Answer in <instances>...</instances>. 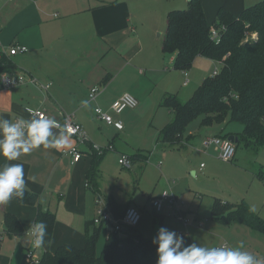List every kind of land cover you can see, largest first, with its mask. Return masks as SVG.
Returning a JSON list of instances; mask_svg holds the SVG:
<instances>
[{
	"label": "crops",
	"instance_id": "1",
	"mask_svg": "<svg viewBox=\"0 0 264 264\" xmlns=\"http://www.w3.org/2000/svg\"><path fill=\"white\" fill-rule=\"evenodd\" d=\"M201 1L205 15L212 24L221 7L237 15L260 0ZM153 3V28L144 32L140 25H134L132 22L133 14L126 0H0V42L5 50H0V58L4 55L13 64V68L8 71L22 73L37 80L36 83L27 82L13 88H3L0 84V139L4 138L3 121L14 124L16 118H21L30 123L31 117L26 108L34 107L43 109L57 119H62L66 113L73 114L75 120L85 128L90 140L89 145L81 146L83 158L74 163L73 158L65 153V149L76 146L77 140L69 136V145L57 150L54 145L65 130L50 125V135L46 139L52 146L46 149L40 147L31 153L21 152L19 157L11 161L0 155V171L5 166L21 164L24 172V186L21 189L36 191L41 204L55 213L57 220L52 250L66 243L82 247L86 233L95 231L97 225H94V220L100 207L106 206L118 218L132 205L119 202L114 194L109 197L102 188L100 171L109 158L105 153L112 150L109 153L114 157L118 151L119 159L122 155L130 157L136 154L138 157L133 159V163L138 159L149 161L151 156L141 151L129 154L117 143L116 136L121 135V132L107 128L110 124L95 116L93 104L103 103L109 108L114 100L124 92H129L140 99L135 108L137 110L156 82L155 76H162L160 71L164 63L165 71H169L174 65V54L167 56L162 48L166 29L164 33L159 34L162 36L161 48L157 43L160 52L151 48L155 44L157 26L161 24L163 17L166 18L171 9L187 7L188 0H153ZM157 14L160 15L158 18ZM14 45L25 46L28 50L26 53L12 56L9 50ZM195 60L207 67L208 71L213 70V64L216 62L203 55H199ZM176 71L185 78L184 85H188L190 78L187 73L184 76L181 70ZM109 74L111 78L108 83H103L104 77ZM94 86H99L100 91L97 98L90 101L89 93ZM106 92L108 99L104 102L101 95ZM121 117L122 113L114 116L116 120L122 121ZM227 124L228 122L212 125L213 135L238 133L239 130L236 129L227 130ZM114 127L119 131L124 129ZM22 139L27 140V135ZM94 143L100 146L105 144L106 147L102 146L103 148L110 145L113 148L107 149L99 156L101 158L97 161V173L90 181L87 172L96 153L90 149V145ZM164 146L171 149L175 148L176 144ZM21 189L13 190L7 204L0 203L1 241L4 240L3 234L8 233L5 224L7 212L19 219L24 233H29L34 226L37 207L20 203L17 191ZM141 223L142 220L136 228L147 236L152 235L143 230ZM181 223L183 229L180 231H184L186 235V240L181 244L184 246L185 242H189L191 221L187 226ZM222 223L228 225L223 227L231 226L245 235L249 234L245 228L252 229L238 224L237 221ZM109 234L110 229L102 225L97 242L99 252L103 250ZM22 237L17 239L20 241ZM235 247L241 252H250L254 257L264 259L263 253L255 245ZM24 255L19 264L22 263Z\"/></svg>",
	"mask_w": 264,
	"mask_h": 264
},
{
	"label": "rangeland",
	"instance_id": "2",
	"mask_svg": "<svg viewBox=\"0 0 264 264\" xmlns=\"http://www.w3.org/2000/svg\"><path fill=\"white\" fill-rule=\"evenodd\" d=\"M126 1L134 16H132L134 25H140L144 32L151 30L155 20L153 0ZM159 16L157 14V18ZM157 27L154 35L155 44L151 49L160 52L162 36L159 34L164 33L166 29V18L163 17ZM157 43L160 48H157ZM165 65L164 63L161 67L162 76L159 74L155 76L156 82L148 97L142 99L139 109H124L121 117L124 129L119 131L114 126L106 125L107 128L121 132V135L116 136L117 143L129 154L141 151L151 156L149 161L138 159L132 167L124 168L119 163V152L117 151L113 157V154L109 153L112 150H107L105 155L109 158L100 171L102 188L109 197L114 194L124 205L130 203L137 207L143 217L141 227L154 237L161 226L169 231L175 230L178 236L183 229L182 221L173 209L165 207L160 213L163 215L161 216L155 213L153 206L152 200L163 191L173 192L181 205L179 210L191 221L189 242L181 246V252L192 243L206 249L224 246L226 243L227 247L233 249L236 245L243 248L255 245L264 255L263 232L245 228L249 231V234L245 235L234 227V229L231 226L223 227L228 225L213 218L214 207L218 201L230 205L244 201L248 206L254 205L255 212L264 218V146L254 150L246 148L241 143L237 146L235 159L225 161L219 157L215 146L210 147L209 151L203 149L204 138L214 136V128L203 124L202 115L189 121L183 131L182 140L187 143L186 149L179 150L177 147L168 149L160 140L162 129L173 119L169 109L160 106L162 97L170 92L176 94L182 101L188 100L207 76H211L216 68L222 67L221 62L216 61L213 70L208 71L207 67L195 60L187 72H181L184 76L186 73L189 76L188 85H184L185 78L179 75L174 65L169 71H165ZM101 96L104 102L108 99L107 92ZM138 102L140 103V99ZM96 106L116 115L114 111L109 110L110 107L103 103H95L93 113L97 118L94 111ZM227 122L225 126L228 127L227 130L236 129L239 130L238 133L243 132L242 123L234 120ZM102 146L106 147L105 144ZM160 161L162 163L159 165ZM3 235L4 240L0 239V264H19L27 250L34 247L31 244L34 236L30 237L28 232L23 234L20 241L8 233ZM44 252L41 247L36 249L35 254L42 258Z\"/></svg>",
	"mask_w": 264,
	"mask_h": 264
},
{
	"label": "trees",
	"instance_id": "3",
	"mask_svg": "<svg viewBox=\"0 0 264 264\" xmlns=\"http://www.w3.org/2000/svg\"><path fill=\"white\" fill-rule=\"evenodd\" d=\"M188 2L187 7L171 9L167 13L162 44L164 54H174V66L181 71L190 69L199 55L221 62L222 67L215 76L206 77L188 100L182 101L172 93L162 98L160 105L171 110L173 119L162 129L160 140L169 146L176 144L179 150L185 149L187 143L182 140L183 131L189 121L202 115L206 126L233 120L242 123V133L232 132L223 137L234 134L240 139L236 146L243 143L246 148L259 150L264 146V0L244 8L237 15L221 7L212 24L201 0ZM214 25L225 26L218 42L211 37L210 29ZM10 68L13 64L2 55L0 70ZM110 78V74L104 77L103 83H108ZM99 156L95 153L87 172L90 181L97 173ZM135 157L138 155L130 156L132 161ZM20 192V203L37 207L34 226L37 223L45 225L42 245L45 252L39 264H155L156 245L136 227L112 230L99 252L97 242L102 224L94 222L97 225L95 231L86 233L82 247L66 243L52 250L55 213L41 204L36 191L21 189ZM213 215L217 221H237L264 233V219L250 211L244 201L233 205L218 201ZM5 224L10 235L23 236L24 230L14 214H5ZM21 264H28L26 253Z\"/></svg>",
	"mask_w": 264,
	"mask_h": 264
},
{
	"label": "clouds",
	"instance_id": "4",
	"mask_svg": "<svg viewBox=\"0 0 264 264\" xmlns=\"http://www.w3.org/2000/svg\"><path fill=\"white\" fill-rule=\"evenodd\" d=\"M31 117V122L27 124L25 130V121L15 124H9L3 121L2 131L4 138L0 139V155L7 160H15L21 152L31 153L34 149L40 147L48 148L50 142L46 139L49 135V126L57 124L52 118L42 116L32 109H26ZM64 134L54 145L57 150L69 145V136L72 132L66 125ZM27 135L28 139H22ZM24 172L21 164L5 166L0 171V203L7 204L10 194L13 190H20L24 186ZM35 177H33V180ZM17 195H22L17 191ZM250 211L255 212V206H250ZM45 225L43 223L35 224L34 228L29 230L28 235L35 236L31 241L32 246L41 248L44 244ZM174 236L176 239L174 240ZM186 240V235H177L176 231H169L161 226L157 229V235L152 238V244L156 245L155 264H264V259L254 257L250 252H241L238 249L221 247H197L196 243L189 244L182 252L177 249ZM49 243H51L49 241ZM243 243V242H242Z\"/></svg>",
	"mask_w": 264,
	"mask_h": 264
},
{
	"label": "built area",
	"instance_id": "5",
	"mask_svg": "<svg viewBox=\"0 0 264 264\" xmlns=\"http://www.w3.org/2000/svg\"><path fill=\"white\" fill-rule=\"evenodd\" d=\"M224 29L225 26H221L220 28L216 27L215 25L212 26L210 29L212 39L218 42L221 38L223 32L222 30ZM253 36H255V34ZM0 50L1 51L4 50L1 42H0ZM27 50L28 49L25 46L14 45L10 47L9 54L12 56L17 54H23L26 53ZM218 72H219V68H216L211 76H215V74H217ZM36 81L37 80L35 78L33 77L29 78L28 76L22 73L0 70V84L3 88H13L18 85L25 84L27 82L36 83ZM187 82L188 80H186V83ZM99 91H100L99 86H94L91 89L89 93L90 101H93L97 98V94ZM138 104H139L138 99L134 95H132L129 92H124V94H122L121 97H119L118 99L114 100L111 103L110 108L116 114H121L124 112V109L127 108L135 109L138 106ZM26 109H32L38 112L39 114H41L42 116H46L48 118L54 119L55 121H57L59 128L61 129L65 130V128L63 127L65 125L68 128H70L72 130L70 136H73L77 140L78 144L76 146H72L68 149H65V153L73 158L74 163L79 162V160L83 158L84 154L81 149V146L89 145L90 140L88 138L85 128L81 125L80 122H77L75 120V116L73 114L66 113L63 115L62 119H57V118H53L49 113H46L41 108L32 107ZM95 111L98 118L104 121L106 124L116 126L119 129L124 128L122 121L116 120L110 112L103 111L99 106L95 108ZM20 121H25V130H26L27 124L29 122L21 118H16L14 124ZM52 125L58 127L57 124H52ZM212 146L216 147L218 151L217 154H219V157L225 161H232V159H234L236 156V150H237L236 143L234 141H231L228 137H223L222 135L205 137L203 141V149L208 150ZM111 148H113L111 145L108 148H103L102 146L95 143L90 145L91 151L96 152L99 155L104 154L107 149H111ZM119 163L124 168L125 167L130 168L133 165L132 159L127 155H122V157L119 159ZM161 163L162 161H160L159 165ZM152 201L156 212H162L165 209V207H170L171 209H173V211L176 212L177 216L185 224V226L190 224V219L184 216V214L179 210L180 203L173 192L171 193L168 190H165L159 196L154 198ZM95 218H96L94 221L95 224L106 225V227L110 229V232L112 230L121 231L122 229L127 227H137L142 220L140 210L133 205L128 206L124 214L120 218L115 217L114 214L110 212L106 206H102L97 210V215ZM34 227L35 226H33V228ZM179 235H185V232L180 231ZM0 239H2V236H0ZM224 246L227 247V245ZM181 248L182 247L178 248L177 251L179 252ZM36 249L37 248L33 247L27 250L26 260L28 264L40 263L41 258L35 254Z\"/></svg>",
	"mask_w": 264,
	"mask_h": 264
},
{
	"label": "water",
	"instance_id": "6",
	"mask_svg": "<svg viewBox=\"0 0 264 264\" xmlns=\"http://www.w3.org/2000/svg\"><path fill=\"white\" fill-rule=\"evenodd\" d=\"M228 138H229L231 141H234L235 143H239V141H240V139H239L236 135H234V134L229 135Z\"/></svg>",
	"mask_w": 264,
	"mask_h": 264
}]
</instances>
